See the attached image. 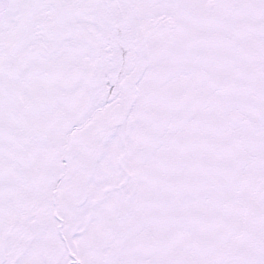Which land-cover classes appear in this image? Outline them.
Here are the masks:
<instances>
[{
  "label": "snow or ice",
  "instance_id": "snow-or-ice-1",
  "mask_svg": "<svg viewBox=\"0 0 264 264\" xmlns=\"http://www.w3.org/2000/svg\"><path fill=\"white\" fill-rule=\"evenodd\" d=\"M0 264H264V0H0Z\"/></svg>",
  "mask_w": 264,
  "mask_h": 264
}]
</instances>
